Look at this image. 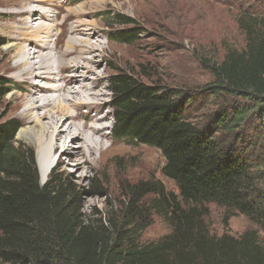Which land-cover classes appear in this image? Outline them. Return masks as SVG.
<instances>
[{"label":"trees","instance_id":"1","mask_svg":"<svg viewBox=\"0 0 264 264\" xmlns=\"http://www.w3.org/2000/svg\"><path fill=\"white\" fill-rule=\"evenodd\" d=\"M238 26L244 47L209 67L213 81L203 94L219 105L201 123L189 115L193 96L115 70L114 137L159 150L161 173L178 194L159 182L130 185L117 213L104 219L85 218L57 168L40 183L33 150L14 140L21 123L5 119L13 87L0 77V264H264V18L242 15ZM138 35L121 29L108 37L130 44ZM209 204L224 209L225 223L238 213L258 230L210 234ZM150 210L169 233L141 244Z\"/></svg>","mask_w":264,"mask_h":264},{"label":"rangeland","instance_id":"2","mask_svg":"<svg viewBox=\"0 0 264 264\" xmlns=\"http://www.w3.org/2000/svg\"><path fill=\"white\" fill-rule=\"evenodd\" d=\"M7 1L10 0H0V30L5 28L3 26H6V23L12 22V17L8 16L11 8L7 6ZM55 1L54 7L57 6ZM12 2L14 0L9 3ZM78 3L84 5L82 12H79L82 15L76 16V18L88 15L89 17L82 20L87 22L89 20L95 24L91 42L101 43L97 45L99 52H96L99 53L100 58L95 60L97 63L93 68L96 70L94 75L102 77L101 89L105 103L104 108L96 110L97 113L84 108L79 109L78 112L80 115L81 112L86 113L89 115L88 117L94 114L100 116L103 113H108L109 118L104 123L109 129L106 130L108 133L103 140L106 143L105 146H111L112 150L104 158H101L92 170L87 172L75 170L72 160L60 156V152L55 151L51 154L50 161L53 164L50 171L57 168V174H64L68 182L73 185L74 197L78 198L80 212L85 218L95 214L92 216L93 219L100 216L104 219L108 215L117 213L124 194L128 190L127 187L130 185L148 181L159 182L166 192L178 194L174 183L161 173L164 158L159 150L128 139L114 137V110L111 105L113 99L109 84L111 76L116 71L126 72L135 75L139 81L150 83L152 86L164 85L177 89L184 95L193 96L189 105V115L191 119L201 123L203 122L201 116L207 115L209 111L219 105L218 100H213L203 94V88L213 81L209 67L211 64L221 62L226 50L243 49L245 40L243 32L238 26V20L242 15L264 18V0L74 1V5ZM51 10L54 12L53 9ZM68 13L70 12L66 11L61 14L62 20ZM119 17L132 21V24L129 26L119 25L118 21H121ZM18 18L16 17L14 21ZM82 29H85V25L79 30ZM121 29L136 30L139 35L130 44L120 43L108 37ZM5 35L6 30L0 31V39L4 43L0 46V77L10 81L13 89L5 96L2 111L6 112L5 119L19 121L21 129L27 126V117L21 113L23 101L29 99L26 95L29 85L24 84V81L29 77H13L20 75L18 71L10 69L11 59L15 57L14 53L17 51L11 50V48L5 50V46L9 44ZM82 36L81 34L78 38L84 39ZM73 54L75 55V53ZM69 55L65 56L67 59L64 57L65 61L74 56L68 57ZM63 64L61 67L67 66L66 63ZM87 78V83H90L93 76L89 73ZM37 82L40 83V81ZM72 86L74 87L72 91L78 89L75 83ZM82 101H86V99L83 98ZM19 131L14 139L17 142L16 145L19 144L33 150L40 178L39 171L46 164L42 158L43 153L39 154L35 146L20 139L17 136ZM75 145H81V142ZM57 157L63 158L62 163H57ZM97 157L95 155V158ZM45 181L42 182L40 179V183ZM152 199L153 196L149 195L144 198V201L149 203ZM207 207L209 214L205 219V224L210 234L214 236L220 237L223 234H229L238 237L245 231L258 230L241 214H233L225 223L226 213L223 208L215 204H209ZM145 224L139 240L141 244L155 243L169 233L167 223L154 211L150 210L146 213Z\"/></svg>","mask_w":264,"mask_h":264},{"label":"bare ground","instance_id":"3","mask_svg":"<svg viewBox=\"0 0 264 264\" xmlns=\"http://www.w3.org/2000/svg\"><path fill=\"white\" fill-rule=\"evenodd\" d=\"M54 1H7L12 22L0 30H6L9 44L5 50L17 51L11 59L10 69L20 75L13 77H29L24 81L29 85V90H26L29 99L23 101L21 113L27 117V126L21 128L17 136L35 146L39 154L43 153L46 164L39 171L42 182L47 180L53 164L51 154L55 151L72 160L75 170L87 172L112 150L111 146H105L103 140L109 129L105 124L108 113L88 117V114L81 112L80 115L78 112L84 108L97 113V109L105 105L102 77L94 75L96 70L93 68L97 63L95 60L100 58L96 52H99L97 45L101 44L91 42L95 24L82 20L88 15L76 18L82 15L79 12L84 4L74 5L76 0H56L57 6L54 7ZM66 11L70 13L62 20L61 14ZM16 17L19 18L14 21ZM83 25L85 29L79 30ZM81 34L84 39L78 38ZM66 55L73 57L65 61ZM63 63L67 66L61 67ZM89 73L93 79L87 83ZM73 83L78 88L75 91H72ZM83 98L86 101H82ZM80 142L81 145H75ZM62 159L57 157V163H62Z\"/></svg>","mask_w":264,"mask_h":264},{"label":"water","instance_id":"4","mask_svg":"<svg viewBox=\"0 0 264 264\" xmlns=\"http://www.w3.org/2000/svg\"><path fill=\"white\" fill-rule=\"evenodd\" d=\"M42 184V183H41Z\"/></svg>","mask_w":264,"mask_h":264}]
</instances>
